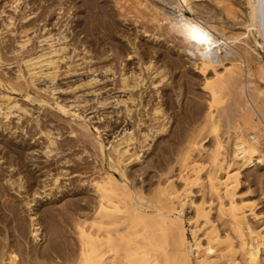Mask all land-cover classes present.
<instances>
[{
  "label": "bare ground",
  "instance_id": "6f19581e",
  "mask_svg": "<svg viewBox=\"0 0 264 264\" xmlns=\"http://www.w3.org/2000/svg\"><path fill=\"white\" fill-rule=\"evenodd\" d=\"M36 1L34 0V2H36ZM58 1H61V0H58ZM65 1H68V0H65ZM65 1L57 2V4L59 5L58 9L61 10V8H63L61 6L65 4ZM121 1H123V2L121 3ZM211 1L215 4H213ZM234 1L236 2L238 0H234ZM243 1L247 6V10L242 9L241 6L243 4L241 6L235 5L236 8L234 6V8H235L234 9L233 8V5H234L233 0H125V1L124 0H114V1L112 0V2L115 3V4L113 3L114 6L116 4H118V6H119L121 3L119 9L124 10V12L126 11L125 15H129L132 13L133 18L132 17L130 18V19H133V22L131 21L132 24L133 23L136 24L137 22H140L141 33H144V35H145V33H147L146 35H148V34L152 35V37H150V35H149V37L152 38L151 40H154L155 44H152L153 43L152 41H148V42H152L150 44H143L141 42H136L135 39L137 37V35H136L137 32L134 35H132L134 37L133 38L134 41H131V38H130L131 36L129 35V33H132V32H130V30H129L128 35L130 37L127 36L128 38H126L123 36L124 38H126V39H124V38L123 39L125 40V42L127 41V39L130 41V42L128 41L127 45H129L130 43H133V45H134L133 49L135 50V52L132 49L133 53L132 52L131 53L132 54L136 53L138 55L137 56L138 57V60H137L138 66L137 67L139 70L137 72L136 71L133 72V70H132L129 72L130 74H128V71H125V69L123 67V62H122L123 58L121 56L120 57L122 58V60H119L117 58L118 57L117 56L116 61H118V62L115 61V58L112 61V63H115V62L116 63H122V66H120L121 64L119 65V67H120L119 68V74L117 73V75L119 76V79L117 81L118 82L117 88L121 92L127 91L128 95L125 98H123V97L118 98L116 95V98H114V99L111 98L112 100H110V101L108 99L111 96L108 99L107 98L97 99V104L101 108L105 107V106L107 107V105L109 106L110 104H111L110 106H112V104H114L116 106H117V104L118 105L122 104L123 107L120 106V109H117L116 114L118 115L119 113H117V112L122 111L125 114V116L123 115L124 116L123 121H126L125 120L126 117H130L131 120H133L132 119L133 116L131 115V111H132L131 108L132 107H130L129 103L135 102V98L137 99V97L139 96L133 92L134 91L133 89L141 86L144 83V81L146 79H148L149 80V81H147L148 85L152 86V89L154 88V90H155V93H156L155 97L158 94H159V97L169 95L168 92L166 93V91H165L163 93L161 91L162 88H164L166 86L165 84H163L164 83L163 81L164 80H165V82H166V80L169 81L168 78L166 79V77H168L167 75L169 73H171V76L170 75L169 76L172 77V79H174L176 74L178 73L177 71H179L181 69V66L182 67L184 66L183 70H181V71H183L184 74L187 73L188 75L187 74L186 75L188 76V78H190V80H192L191 77L193 75L196 74L198 76L199 73L204 77L205 83L201 87H204V86L209 87V90L208 89H205V90H208L210 92V94H212L211 98L213 96L215 99L218 100L219 96H220L218 94H219V91L221 89L225 90L226 86H227L228 89H226V90H229L230 86H228V85H232L234 87V89H235V95L234 96L235 97L237 96L238 98H243V99H241V102L243 100V104L241 103V112H238V110H236V109L233 111H237L236 113H240V115L239 114L236 115V116L239 115V117H238V125L239 126L238 127L240 128V126H241V129L243 127L242 131L246 132V133L243 134L242 131L240 132L238 130L239 131L238 134L236 136H234L230 140V142L227 140L229 143H227V141L226 142L224 141L225 143H222L223 139L219 140L221 138H219L218 140L215 139L217 136L219 137V135L216 134L217 135L216 136L214 133L221 131V129L220 130L218 129L219 131L215 130L213 132L215 127L218 126V124H219V123L217 124L218 120L214 119V117H217L216 115H217V113H220L219 112L220 109H219V111L217 110L218 112L216 114H213L214 110L212 112L211 107L215 108V106H213L212 104L211 105L209 104V103H211V101H209L211 99L210 98V99H208V102H209L208 105L210 107L207 105V107L209 109H208V111L206 110L207 112L202 113L203 116H201L202 114L200 115V113L197 112L198 108L200 106H197L198 108L195 106L197 108V110L195 111V113L193 115L196 114L195 117H197V118L199 117V115H200V118L203 117L202 119H200L201 120L200 122H197V124L198 123L199 124L196 125V123H191L190 121L192 120V118L190 119V121L189 120L188 121H189L191 127L193 125H194L193 126L194 128H196L198 126L200 127V128L198 127V129L196 128L197 129L196 133L201 132L202 131L201 128H203V130L204 129L208 130L209 128L207 129V127L209 125L211 127H213L210 129L212 130L211 132L216 136L213 138L214 141L216 142V140H217L218 144L215 147V150H214V148H212V150H214V151H212L211 153L208 152L207 150H205L208 153H210L209 156L207 155V157L208 158L210 157L211 162H210V159L207 160V157H204L206 155L203 154V152H202L203 150L201 152L204 156L202 154H200V152H199V149L203 146L201 145V147H200L198 145V143H200L201 141L196 139L198 141V143H197V141L195 140V137H193V134H195L194 136H196V133H195L196 130L195 129H194L195 131L192 133V135H190V134L188 135L189 138L191 136V139L188 141V136H187V139H185L188 141V142L187 141L185 142V143H188L187 145L185 144L187 146V152L191 151L190 153L192 154V151L194 152V151L198 150V152L196 151V154L198 153V154L202 155L204 157V159H206L205 161H209L210 163L214 164L215 167H217V166L220 167L221 171H223V174L218 172V171H216V172L220 173L219 175H221V176L216 175L217 174L215 172L216 168H214V166H212V164H211L212 169H209L210 166H206V165H209L208 163L205 166L203 164H200L199 162L197 163V161L200 158L198 160H193L194 158L193 159L191 158L192 159L191 163L193 166L190 165L191 164L190 161H189L190 164L187 161L184 162V164L187 162L188 165L191 166V168H190L191 170L193 168L192 171L189 170V168H188L189 166L187 167L186 164L184 165L182 162L183 158L187 159V157H186L187 155L190 158V155H189L190 153L189 154L186 153L187 155L185 154L186 147L183 146V147H185L184 148L185 151L183 153V154H185V156L183 158L181 157V159H179V158L183 154L180 155V153L183 151H181V152L179 151V154H178L175 151L176 149L170 148L172 146L167 147V148L171 149L172 153H174L173 150L176 152V154H173L174 160L176 159L175 155L178 154V160L179 161L181 160L180 161V162H182L181 164L186 166V169L188 168L187 172L189 170V173L193 172V176L195 174L194 177L192 175H191L192 177L190 175H187L189 173L184 175L185 177L183 176V178H186V179L189 178V180L187 179V181H185L186 183H184V180H182L184 185L189 183V182L190 183L188 185H190V184L192 185V183H193L192 181L196 182L197 177H199V176L196 177V175H198L197 173H199V175H201L199 171L202 168H204V170H205L204 174L206 172V174H205L206 180L203 181L201 179L204 176L201 178L199 177L200 182L203 181V183L201 184L202 186L200 185V189H201L200 192H206V194H207V192H211L210 194L208 193L210 198L213 196V195L211 196L212 192L217 193L218 196L215 193H214V195H216V198L218 197V200H220L219 201L220 205H222V206L216 205L218 202V200L216 199L217 201L215 202L216 203L215 205L218 207L217 210L221 214L218 213L220 215L217 216L218 211L215 210L217 207L214 209V207L212 206L213 207L212 210L214 209L216 212V214L214 213V215H215L214 219H216V216L217 217H219V216L223 217V215H227L229 217V221H228V218H226V219L228 221L227 223H230V228H229L230 233L221 234L219 232V229L216 226V224H214L215 221L211 224L209 222H207V220L210 222H212L214 220L212 218L213 215H212V217L210 216V214H211L210 211H212V210H211V208H208L209 204H208V207L206 205H205L206 206L205 207L204 206L205 202L203 203L202 199H200V201H198V202L194 201V199L192 200V197L191 198L189 197L190 191L188 189H186L187 185H185L186 187L184 188V187H182L183 185L180 184L179 186H181V188H183V190L181 191V190H179L180 187L178 188V186H177V188H176V186H174V184L176 182L173 183L172 181L171 182L166 181L167 182L166 186L161 184L164 181V179L165 180L167 179V178H163V177L168 176V179H169V175H168V174H170L169 170L172 172V169H170L171 166L165 167L167 164H163L164 166L163 165L158 166L160 169L163 167H164V169L169 168L167 170L169 173H167V171L165 169V172L167 175L163 176V177L159 175L158 177H160V179L162 177L163 181L161 183H157L155 186L151 185L153 183V181H152V183H147L152 179L147 180V181L143 179V177L145 175L144 173H143L144 175L142 174L143 180L141 181V184L136 183L138 185V186H136L135 183H134L135 185H133V183H132L136 178L135 175H137V176H139V178H141V174L138 175V174L134 173V171L137 172V170H136L137 167L135 169L133 165L135 164V166H136L137 162H140L141 160L144 161L142 158L144 156V153L145 152L147 153V151L150 149V147H151L150 142H151V139H153L154 135L159 134V133H160L159 135H161L162 132L168 130L167 127L169 125L167 126V123H168L170 115H167L168 110L166 113L165 109H168V106L171 103V102L169 103V101H171L172 96L169 95L170 96V99L168 101L169 104L164 105V106H167V108L163 107L159 101H157L156 103L154 102V104H152L153 105L152 107L148 102H146V103H148L147 106H149V108L151 107V110H150L151 112L148 110L150 113L149 118H147L148 120L142 119V116H140V114H138L136 112L137 113V118H135L136 121L134 120V122H132V124H128V126H125V127H124L125 122L123 123L121 121L123 123V127H122L121 131L118 134L116 132V136L112 137V139L110 141L106 140L107 142H104L102 135H101V131L99 130L100 128H98V126H92L89 122L90 121L89 118H86L85 115H82V113H80L78 111L77 106L79 105V100H78L79 95L75 94V89H71L73 91V94H74L73 100L67 104H63L60 101H58L56 98V95H54L55 93L54 94L52 93V91H54L57 88L55 85L54 86L50 85L51 87H50L49 92L52 95V97L49 96V97H51L50 100H48L49 98H47L43 95L41 96L40 94H36L37 96L36 95H30V91L27 89V87L30 84L34 85L35 81L39 80V79L45 78L47 80L53 81L57 75L59 61H62L67 55L65 52V50L67 49L66 48L67 42L65 43L64 39L66 40V37L68 35L67 36L64 35V32H62L63 30L62 31L60 30L59 32L57 31V33L55 30H53L56 33V34H54L53 32H51L52 30L50 29L49 31L46 30L45 34H43V33H42L43 35L40 34L39 37L37 38L39 44L41 42L42 43L45 42V44H43V45L40 44L41 46H39V48H34L35 50L29 49V51L26 50L27 52L25 51V53H24V51H23V53L21 55L19 54L18 61L22 64V66H24L25 72L23 74H21V68L19 66H17L16 67L17 69L15 70V75H14L15 80L13 82H10V80H7L8 82H6L4 85L9 91L24 92L25 93L24 95L27 97V100L31 99L30 101H32V102L33 101L38 102V107H40V105H43V104H50L51 106H53V104H54L55 107L58 108V110H60V112H62L65 115L70 116L72 120L78 119V121H76L77 125H78V127L76 126L77 127L76 130L77 131L80 130V132H78V134L80 133L79 135H83L84 139H86V140L90 139L89 142L91 141V146H92V147L90 146V148L92 150L88 149L89 151H92V153H88L89 151L86 153L87 147H84V151H85L84 153L89 155L90 157H92L94 161L93 160H91V161H93L94 165L95 164L96 165L94 166V170H91L90 172L81 170V169H84L83 164H81V162L83 163V161H81V160L83 158H85L86 156L81 157V153H78L76 159H78L81 162L79 163L77 160L76 162L74 161L76 163V165L64 167L63 163L64 164L67 163V165H68V162L72 161L71 159H68L69 156L70 155H76L77 152L75 154H73L74 152H71L72 154H70L69 156L67 155L68 158L67 157L62 158V156H59L60 153H62L64 151V149H66V148H63L62 145H61V147H60V145H58V141H57L58 136L54 135L55 131H53L54 133H52L50 130L51 128L50 129L48 128L49 125H47L48 123H46L48 121H46V122L44 121L45 123H43V124H46V126H48V127H44V125L42 124L43 128L39 127V130H37L40 132L39 134L42 133L44 136V138H43L44 141L43 142L41 141L43 143V145L40 143L42 150H43L42 152L44 153V156H46L45 157L46 161H47V157L51 156L52 153L56 154V155L59 154L57 156L59 158L61 157L62 161H61V159L59 160L58 158H57V160L62 163L63 167L62 166L59 167L60 168L59 170H57L58 168L55 167L56 171L54 173H52L53 174L52 178L48 177V178H50L49 184H47L41 180L42 185H40V186L42 187V191L39 188H38L39 190H37V188H34V185L36 182L38 183V181L42 177L40 178L39 174L36 175V173H38V172L41 173L40 174L41 176H43V175L49 176L51 174V172H49L50 169H48V168L46 169L45 167L42 166L45 164H42L41 166L40 165L39 166L45 169L44 172L43 173L40 172L43 170L42 169L40 171L38 170L35 173L34 168H36V167L33 166L34 164L33 165L31 164V161H30L31 159H29V158L27 159V156L25 155L26 153L24 154L22 151L24 149H22L21 147H23V148L26 147L24 144H20L21 143L20 141H19L20 143L16 144L9 137L6 139V142L3 141L4 138L0 139V140H2V142H5L3 144L0 143L1 150L4 149V151H5V152L2 151L3 155L0 157H2V159H4L3 158L4 153H7V154L11 153L10 157H12V159L10 157H8L10 155L9 154L7 156V160L10 161L8 158H10L12 161L16 160V162H9V163L7 162L6 163V164H8L6 167V171H5V169H2L5 166H3L2 168L0 166V264H20V253H23V252H24V255L26 254V258L24 257L26 264H42V263L47 264V263H49L47 260L49 259L50 255L52 253L51 252L52 249L54 248L52 245V242L54 241L53 238L50 237L49 235L44 236V241L46 239L47 243L45 245L43 243L44 246H42V247H38V246L40 245L39 242L42 241L41 234L44 231L43 226L49 225L50 223H53V224L57 223L59 225L61 224V225H63V227H64V223L67 226L69 224H73L74 225L73 230L76 231V233L73 230L72 231L74 232V234H77L76 235L77 237L74 236V237H76L75 239H77L76 246H73V248H69L70 250L68 249V251L63 252V255H62L63 259H62L61 264H125L126 260H127L128 264H131L132 259L134 260V264H159V263H161V264H264V224H261V222H260L261 225L253 226V225H251V223L248 219V217H249L248 215H250L251 218L254 220L259 221V219L260 220H261V218L263 219L264 210H261L259 212H255V211H253L254 210L253 208H255L254 206H257V205H255L257 203L254 202L255 203V204H253L254 206L252 204L246 203V199L248 200L246 195L249 192L251 194H252V192L254 193V189L256 188V187L254 188V186H253V180H254L253 177H255L256 175L253 174V176H252V174H251L250 175L251 177H248L249 176V174H248L246 176V177H248V178H246L247 181H244L246 179L243 180V177L245 176L243 173H245L247 171L251 172L249 169L254 168L255 170L260 169L261 172L264 171L263 170L264 169V152H263L264 149L263 148L260 149L262 146L261 147L259 146L260 142H261L260 135L261 134L264 135V90H263V88H262V90H259L258 89L259 87L258 88L256 87V85L257 84L259 85V83L264 84V0H243ZM18 2H19V0H7L4 3L6 4L7 7L12 8L13 11H15L18 7V5H17ZM69 2L70 3L68 4V6H66V7H68V11L73 9V7H75V9L78 7L79 12L84 13V15L82 14V16L78 15V17H77L78 19L75 22V24H76L75 26L79 27L80 30L79 29L78 30L80 32L83 30L89 31L92 34V36L94 35L96 37V39H95L96 41L98 39H100V37H102V36H99L100 32H102L101 29L102 30L105 29V30H107V32L109 31L108 35L111 33L115 35L113 25L115 24L116 21H114V18H113L114 14L112 13L111 8L109 7V2L107 0H69ZM211 3L213 5H211ZM238 3H241V0H239ZM51 4L54 5L53 3H51ZM51 4H49V5H51ZM118 6H115V7L118 8ZM220 6L223 7V9L221 11L219 10ZM217 7H218V9H217ZM113 9H115V8H113ZM236 10L238 11V13H236L237 12ZM115 11H119V10L115 9ZM1 12H4V10H1L0 13ZM42 12H44V11L42 10ZM79 12H77V13H79ZM25 13H26V11H25ZM25 13L21 14V19L27 18L28 12L26 14ZM120 13L122 14V11L119 12V14ZM186 13H188V15ZM73 16H74V14H73ZM118 17H123V16L119 15ZM12 18H13L12 15H7L6 19L8 20V22L5 23V25L7 24L10 26L13 23ZM115 18H117V15L115 16ZM19 19H20V17H19ZM96 20H98V21H96ZM128 20H129V18H128ZM74 21H75V19H74ZM71 22H73V21L71 20ZM124 22L122 21V23H124ZM118 24H120V23H118ZM127 24H128V22H127ZM26 25L27 24H24L25 27H26ZM53 25H55V24H53ZM59 25H61V24H59ZM44 26L45 25H43V28H44ZM118 28H120V27H118ZM126 28H128V27H126ZM126 28H124V29H126ZM28 29H32V28L30 27ZM56 29H58V28H56ZM63 29H65V28H63ZM129 29H131V28L129 27ZM136 29H138V28H136ZM21 30L19 31L20 32L19 33L20 36H18L19 39L16 40V42L18 44L17 45L18 49H24V47L27 45V43H29L31 41L30 33L28 32V30H23V29H21ZM126 31L128 32V29L125 30V32ZM107 32L105 31V34H107ZM116 32H117V28H116ZM148 32H150V33H148ZM102 33L104 34V32H102ZM117 34H119V32ZM86 35H88V34L86 33ZM108 35H107V37H108ZM141 36L142 35H140L139 37H141ZM149 37H148V40H149ZM89 38L94 39V37H89ZM110 38H111V36H110ZM114 38H116V37H114ZM121 38L122 37H120L118 39H121ZM86 39L89 40L88 38H86ZM104 39H106V38H104ZM113 39H112V41H113ZM82 41H83L82 43H84V40H82ZM114 41H115V39H114ZM123 41H121V42H123ZM91 42H93V41H91ZM125 42L123 44H125ZM166 43H169L168 46H166L167 45ZM84 44H87V43H84ZM103 44H105V43H103ZM81 45H79V46H81ZM100 45H101V43L99 44V46ZM114 45L115 46L117 45L116 47L120 48V45H122V44H119L117 42ZM125 45H123V46H125ZM133 45H131V46H133ZM95 46H97V45H94V47ZM111 47L109 48V50L111 49ZM125 47H127V46H125ZM82 49L84 51L83 52L84 55L81 54L82 55V58L80 57L81 60L82 59L84 60L85 58H87V60L89 59V61H90V59H92V57H90L89 55H88L89 57L85 55L87 52L89 53L90 49L88 50L87 47L85 48V46ZM125 50L126 49L124 48V50H122V51L119 50V52H117L114 49L113 52H114V55L116 56L117 53L120 54V53L124 52ZM0 51H2L1 48H0ZM115 51L117 53H115ZM129 51H130V49H129ZM129 51L127 48V52H129ZM1 54H2V52H0V68L4 64L5 65L10 64L9 62L4 61V58L1 57ZM123 54H125V53H123ZM125 55H130V53L129 54L126 53ZM2 56H3V54H2ZM104 56H105V54H104ZM107 56H105L106 58H104V59L107 60L108 59ZM115 56H113V57H115ZM122 56L124 57V55H122ZM182 56H185L186 58H188V60H191L190 62H192V64H190V65L194 66L193 68H195V70H193V71L194 72L196 71V73L195 74L193 73V75L191 77H189V75L192 74L191 73L192 71H191V69L186 68L188 65L186 64L187 62H185V60H184L185 58H183ZM97 58H101V57L98 56ZM87 60H84V62ZM119 61H121V62H119ZM87 63H88V61H87ZM102 63H103V65L101 64V67L100 66L99 67L104 68L103 70L106 73L108 71L115 72L116 71L115 69L118 66V64L116 67L112 65L115 68V69H113L111 64H109V63H108L109 65L107 63L104 64L103 61H102ZM110 63H111V61H110ZM185 64L187 65L186 67H185ZM141 65H143L142 69H144L147 72L146 76H143L141 73V70H142L140 68ZM178 68H179V70H178ZM112 69L115 71H113ZM117 71H118V68H117ZM189 72H190V74H189ZM183 73L180 72L181 75ZM182 76H183L182 78H184L183 80L187 81L185 78L186 76L185 75H182ZM170 77H169V79H170ZM176 77H178V75ZM196 79L197 78H195V80ZM198 79H199V77H198ZM1 80L2 79L0 78V83H1ZM185 81H183L181 83L182 84L184 83V85H185V83H186ZM192 81H191L192 83L191 82L190 83L193 86L194 80H192ZM197 81H199V80H197ZM201 81H202V79H201ZM176 82H178V81H176ZM196 82H195V84L197 85ZM94 83H95V79L93 77H91L89 80L85 81V83H81L80 85H81V87L86 88V87L91 86ZM159 84H161V85L163 84L165 86L162 87L163 86L162 85L161 87H159ZM169 84L171 86L173 84V82L169 83ZM174 84H175V82H174ZM180 85L181 84H179V86ZM184 85L183 86L181 85L180 87H184ZM176 86L173 88L172 87H169V88L174 89V88H176ZM260 86H262V85H260ZM144 87H146V86H144ZM186 88H187V86H186ZM232 88H230V89L232 91H234V89H232ZM246 88L248 89V91L245 90ZM187 89H189V86ZM196 89H197V87H196ZM198 89H200V88L198 87ZM164 90H166V89H164ZM174 90H176V89H174ZM180 90H182V89H180ZM180 90H179V93H180ZM194 90H195V88H194ZM194 90H188L186 92L190 93ZM202 90H204V88L200 89V91H202ZM89 91H91L92 93L95 92L92 88ZM167 91H168V89H167ZM184 91H185V89L182 91V94L184 93ZM195 91H197V90H195ZM208 91L207 92L202 91V92H205L206 94H208ZM161 92H162V94H161ZM197 92L199 94V91H197ZM202 92L200 94H203ZM221 92H223V91H221ZM227 92H228V97H230L229 96L230 90ZM153 93H154V91H153ZM153 93H152V95H153ZM169 93H170V91H169ZM171 93H173V92H171ZM189 93H185V95L189 94ZM230 93L233 94V92H230ZM119 95H121V94H119ZM113 96H115V95H113ZM184 96H183V101H185ZM223 96H225V94ZM234 96L232 95L233 99H234ZM141 97L144 98L145 96H143V94H142ZM141 97L138 98L139 101H140V99H142ZM190 97H192V96H187L186 98L189 99ZM193 97H195V96H193ZM208 97H209V95H208ZM237 97H236V99H237ZM167 99L168 98L166 96L165 100H167ZM190 99L193 100L192 98H190ZM194 99H196V98H194ZM230 99H231V97H230ZM157 100H158V98H157ZM159 100H161V99H159ZM163 100H161V101H163ZM228 100L226 99V101H223V102H226L224 105H226L227 107H228V103H229V105L230 104L233 105L232 104L233 101L231 100L232 102L230 103V102H228ZM214 101H216V100H214ZM152 102L153 101L151 100L150 103H152ZM174 102L176 103V101H174ZM239 102H240V100H239ZM138 103L139 102H137V104ZM175 103H173V104H175ZM182 103L184 105L185 102H182ZM187 103H188V100H187ZM193 103H194V100H193ZM234 103L237 104L236 106H238V102L237 103L234 102ZM140 104H142V103H140ZM50 105H47V106H50ZM145 105L146 104L144 103L143 106H145ZM175 105H177V104H175ZM190 105L191 104H189L187 106H190ZM135 106H133V107H135ZM181 106L182 105L180 104V109H178L179 106H177V109L180 111H181ZM219 106L220 105H218V108H220L222 105L220 107ZM226 106H224V107L226 108ZM174 107L175 106L173 105L172 108H174ZM191 107H188V108H191ZM224 107L221 108V112H222V109H224ZM139 108L140 107H138V109ZM141 108H143V107H141ZM185 108H186V105H185L184 109ZM188 108H186V109H188ZM135 109L137 110V108H135ZM175 109H176V107H175ZM202 109H204V108H202ZM227 109L229 110V107L226 108V111H227ZM113 110H112V112H113ZM133 110H134V108H133ZM230 110H232V109H230ZM188 111L190 112V110H188ZM188 111H186V113ZM199 111L202 112L201 110H199ZM20 112L26 113L27 108L25 106L21 105L18 102L17 98L12 96L9 92H6V91L1 92L0 93V129L1 128L7 129L10 127L8 120L6 122V119H8V118L10 119L11 115H13V116L15 115L14 118L19 120L21 118V116H23V114H21ZM38 112H39V109H38ZM114 112H115V110H114ZM193 112L194 111H192V113ZM44 113L46 114L47 112H44ZM106 113H109V112H106ZM136 113H134V114L136 115ZM183 113H184V111H183ZM234 113H233V115H235ZM171 114L174 118V115L177 113L175 112L174 114L173 113H171ZM178 114H180V112ZM221 114H224V112L220 113L219 115L221 116ZM36 115H37V113H36ZM46 115L48 116L49 114H46ZM117 115H115V116H117ZM184 115H186V114L184 113L183 116ZM193 115L190 116L187 114L186 116L189 118V116L193 117ZM226 115H228V114L226 113ZM229 115H230V113H229ZM31 116H32V114H31ZM39 116L40 115H38L37 117H39ZM183 116H182V118H183ZM186 116H184V117H186ZM220 116H219V119H220ZM222 116H224V115H222ZM32 117H36V116H32ZM119 117L120 116H118V119H119ZM224 117H223V120L226 121V123H223L224 126L230 125V124H227V123H229L228 120H226L228 117L227 118H224ZM107 118H108V115H107ZM24 119H26V118H24ZM29 119H27V120H29ZM34 119H35L36 124L39 123L38 122L39 120H36L37 118H34ZM51 119L52 118L50 117L49 122ZM176 119H178V118H175V120ZM230 119H231V116H230ZM119 120H122V119H119ZM175 120H173V121H175ZM223 120H221V123ZM3 121H5V122H3ZM51 121L55 122V120H51ZM129 121L130 120H128V122ZM185 121H186V119H185ZM30 122L34 123L33 120ZM107 122H104V123H106L107 128H109L110 126L108 127ZM114 122H116L115 119H114ZM182 122L180 120L179 123H181V124H179L180 125L179 127H182ZM234 122L232 123V125L235 124ZM27 123H28V121H27ZM111 123H113V122H111ZM176 123L173 124V126L176 125V127H177L178 124H176ZM189 123H188V125H189ZM109 124H110V122H109ZM113 124H112V126H113ZM117 124L118 123H116V125ZM186 124L187 123H184V127H186V128H180V129L184 130V131H185V129H187V133H188L193 127L190 128V127L186 126ZM223 124H222V126H223ZM225 124H227V125H225ZM50 125H53V124H50ZM195 125H196V127H195ZM219 125H221V124H219ZM232 125H230L231 127L229 126L230 128L229 127L228 128L231 129ZM236 125H237V123H236ZM15 126H16V124H14V128L13 127H10V128H13L15 130ZM36 126L38 128L39 124H37ZM36 126H35V129H37ZM40 126H41V124H40ZM119 126H116V127L121 128ZM222 126L219 128H222ZM55 127H57V126L55 125ZM114 127H115V124H114ZM187 127L190 129L188 130ZM234 127H235V125H234ZM238 127H237V129H239ZM178 128H177V130H179ZM224 128H222V129L225 130ZM228 128L226 127V129H228ZM16 129H17V126H16ZM53 129H54V127L52 128V130ZM57 129H60V128H57ZM71 129H72V126H71ZM73 129H75V127H73ZM110 129L112 130V128H110ZM72 130H70V132L73 133ZM198 130H200V131L198 132ZM249 130H254V132L251 133V132H249ZM192 131H193V129L191 130V132ZM74 132H75V130H74ZM31 134H33V133H31ZM59 134H61V133H59ZM186 134H185V138H186ZM199 134H197V136ZM165 136H167V135H165ZM12 137L14 138V136H12ZM160 138H162V137H160ZM167 138H169V137H167ZM81 139H83V138L81 137ZM81 139L79 137L76 140H81ZM262 139L264 140L263 137H262ZM13 140L15 141V139H13ZM169 140L171 141V138H169ZM84 141L85 140H81L80 142H84ZM162 141L163 140H161V143L165 144V141H163V142ZM170 141H168V142H170ZM174 141H176V140L174 139ZM66 142L67 143H65V144L67 146L68 141H66ZM89 142L86 141L85 143H89ZM157 143H159V142H157ZM59 144H61V143H59ZM78 144L80 145L82 143H78ZM171 144H173V142ZM174 144L176 146L177 143H174ZM26 145H27V143H26ZM69 145H70V142H69ZM153 145H155V144H153ZM263 145H264V143H263ZM162 146L164 148V145H162ZM167 146H169V145H167ZM178 146L180 147L182 145L179 144ZM212 147H214V146L212 145ZM61 148H63V149H61ZM71 148H72V146L70 147V149ZM207 148L208 147H206V149ZM180 149H182V147ZM184 149H182V150H184ZM202 149H204V148H202ZM152 150H153V148L151 149V151ZM155 150L158 151L157 148ZM155 150H154V154H152V155H155ZM165 150H167V149H165ZM168 151H167V153H165L166 156L168 154ZM162 152L164 153V150ZM150 153H152V152H150ZM208 153H206V154H208ZM7 154H5V157ZM156 154L158 155L159 151ZM56 155H54V156H56ZM195 155H193V157ZM28 156L30 157V154ZM148 156H149L148 158H150L151 154H149ZM164 156L165 155H163V157ZM169 156H171V155H169ZM169 156H167V158ZM196 156H195V159H196ZM158 157L162 158L161 154L158 155ZM203 157H201V158H203ZM13 158H14V160H13ZM48 158H50V157H48ZM86 158H85V160L83 159L84 162H86ZM157 158L151 157L150 159H157ZM76 159H74V160H76ZM169 159H171V158H169ZM145 160H147V159H145ZM91 161H89V162L91 163ZM158 161L159 160H156V161L154 160L152 163L150 160L151 164H155L153 169H155L157 163H159ZM162 161H160V162H162ZM167 161L168 160L163 161V162L166 163ZM176 161H177V159H176ZM3 162H5V160ZM148 162L144 163L146 165V167L151 165ZM154 162H157V163H154ZM48 163H49V161H48ZM54 163H55V161H54ZM54 163H52V164H54ZM56 163H58V162L56 161ZM47 164H46V166H48ZM141 164H143V162ZM141 164L139 165L140 168L142 167ZM159 164H162V163H159ZM204 164H205V162H204ZM0 165H2V163ZM16 165L18 166L17 172H14L15 171L14 170L11 173L9 170H13L12 168L17 167ZM31 165L34 168L29 169V167ZM35 165L38 166V164H36V163H35ZM87 165H88V163H87ZM92 165H90V166H92ZM169 165H170V162H169ZM54 166H55V164H54ZM88 166H86V167L88 168ZM8 167H9L8 171L10 174H7L5 176L6 173L3 174L2 171L7 172ZM40 167H39V169H40ZM70 167H76V168L71 169ZM149 167H151V166H149ZM158 167H156V168L158 169ZM69 168L71 169V171ZM89 168H91V167H89ZM172 168H173V165H172ZM213 169H214V174L216 173L214 176H216V177L212 176L213 174L211 171ZM217 169L219 170V168H217ZM68 170L70 172H68ZM138 170H139V168H138ZM141 170L144 172L143 168H141L140 171ZM145 170H147V169L145 168ZM148 170H149V168H148ZM260 170H258V173L260 172ZM52 171H54V170H52ZM72 171H74V172L80 171L82 173L84 172L85 174H87V172H88V173H91L92 177L89 178V176H90L89 174H88L89 176L86 175V176H82L80 178L78 177L79 178L78 179L79 186L76 185L74 189H72V190L70 189L71 191L68 190L69 192L64 190V189L61 192L62 187L60 188L59 182H61V180L59 181V178H60L59 176L60 175L66 176L68 173H71ZM140 171H138V173H140ZM158 171H160V170H158ZM160 172H162V173L156 172L155 174H157V173L163 174L164 171L161 169ZM165 172H164V174H165ZM249 172H247V173H249ZM253 172H255V171H253ZM261 172H260V174H262ZM14 173H15V175H13ZM155 174H153V175L155 176ZM147 175H145V177H147ZM153 175L148 176V179H149V177L151 178V176L153 178ZM187 176H190V177H187ZM195 177H196V179H195ZM139 178H138V180H140ZM145 179H147V178H145ZM66 180H68V179H66ZM155 180H156V178H155ZM155 180H154V182H155ZM158 180H159V178H158ZM158 180H156V181H158ZM68 181H69V183L71 182V180H68ZM135 181H137V180H135ZM173 181H175V180L173 179ZM200 182H199V184H200ZM175 185H177V184H175ZM48 186L50 188H52V187H55L56 189L60 188L61 189L60 190L61 195L54 197V198H51V196H52L51 190L48 188ZM37 187H38V185H37ZM45 187L48 188V190L45 189ZM188 188H189V186H188ZM11 189L14 190V192H16L18 197L11 195L9 193V191ZM187 190L189 191L188 193H187ZM220 190H221V192H220ZM246 192H248V193L244 195L243 193H246ZM186 193L189 194V196L186 195ZM263 193H264V191H263ZM202 194L203 193H200V197ZM236 194H238L239 196H237ZM242 194L246 198H244L242 196ZM251 194L250 195L248 194V195L252 197ZM49 195H51V196H49ZM203 195H205V194H203ZM253 197H255V196H253ZM212 199H213V197H212ZM248 201L250 202L253 200H248ZM208 202L210 203V201H208ZM59 205H61V206H59ZM186 205L190 206L191 209H194L193 213H192L193 210L192 211L190 210V212L192 214H190V215L185 214V208L189 209V208H187L188 206H186ZM246 211H248V213H246ZM67 213H69V214H67ZM200 215L204 216V218L207 217L206 222L209 223L208 225H210V228L207 225L208 228H206L207 230L204 231L205 233H203L204 238L203 237L200 238L196 233L197 228H196L195 220H196L197 216L200 217ZM185 220L188 221V225H189L188 228H186V226H185ZM192 220H194V222ZM26 222H28V226L30 228V229H28L29 230L28 232L26 230L27 229L26 228L27 226L25 225ZM262 223H264V222H262ZM228 227H229V225H228ZM70 229H72V228H70ZM188 230H189L190 236L192 237L191 240L188 238V235H187ZM61 233H62V231H61ZM27 234H29L30 236ZM68 234H70V233H68ZM25 235L32 238V239L30 238L32 240V243H33V245L31 247L30 246L26 247V245L24 243H22L23 240L22 241L20 240L21 239L20 237H23ZM70 237H72V236H70ZM201 239H202V241H201ZM27 242H28V240L26 241V244H27ZM221 246L225 247V248L223 247L225 249V251H223L224 249L222 248L223 252L222 251H219L220 253L216 252L219 249L218 247L221 248ZM65 248H63V249H65ZM53 255H57V254H53ZM158 256L160 258L159 260H161V261H159V263L157 262ZM51 257H53V256H51ZM40 259H43V260L46 259L47 262L46 263L42 262ZM53 264H55V262Z\"/></svg>",
  "mask_w": 264,
  "mask_h": 264
},
{
  "label": "rangeland",
  "instance_id": "374dc122",
  "mask_svg": "<svg viewBox=\"0 0 264 264\" xmlns=\"http://www.w3.org/2000/svg\"><path fill=\"white\" fill-rule=\"evenodd\" d=\"M7 1V0H6ZM5 0H0V11L1 10H4V12H1L0 13V48H1V50L2 51H0V52H2V54H3V56H2V54H1V57H3L4 58V61H6V62H9L10 64H4V65H2L1 66V70H0V78L2 79L1 80V83H0V93L1 92H9L12 96H14L15 98H17V100H18V102L21 104V105H23V106H25L26 108H27V112L26 113H22V112H20L21 114H23V116H21V118L19 119V120H17V119H15L14 118V116L13 115H11L10 117V119L8 118V119H6V122H7V120H8V123H9V126L10 127H13L14 128V124H16V126H17V129H16V126H15V130L13 129V128H7V129H0V139H3V141H5L6 142V139L9 137L10 139H12V141L13 142H15L16 144H18V143H20V144H24L26 147H21L22 149H24V150H22L23 151V153L27 156V159L29 158V159H31L30 161H31V164L33 165V166H35L36 168H34L32 165L29 167V169H32V168H34V170H35V173L39 170H42V171H40V172H44V168H42V167H40L42 164H45V165H42L43 167H45L46 169L48 168V169H50V171L49 172H51V174L52 173H54L55 171H56V169H55V167H57L58 169L57 170H59L60 168L59 167H63V165H64V167H69V166H74V165H76V161L78 160V159H76L77 158V154L78 153H81V157H85L86 158V162H84V160H85V158H83L81 161H83V163L81 162V161H79L78 160V162L80 163L81 162V164H83V168L85 169H81V170H83V171H88V172H90L91 170H94V166L96 165H94V163H93V158L92 157H90L89 155H87V154H85L84 152V147H87V151H86V153L89 151V150H92L91 148H90V146H91V141L89 142V140L90 139H84V136L83 135H79L78 134V132H80V130L79 131H77L76 130V128L78 127V125H77V122L76 121H78V119L76 120H72L71 119V117L70 116H68V115H65V114H63L62 112H60V110H58V108H56L55 107V105L53 104V106H51L50 104H43V105H40V107H38V102L37 101H30L29 99L27 100V97L24 95L25 93L24 92H20V91H9L6 87H5V83L6 82H8L7 80H10V82H13L15 79H14V75H15V70L17 69L16 67L17 66H19L20 68H21V74H23L24 72H25V69H24V66H22V64L18 61V57H19V54L21 55L22 53H23V51H24V53H25V51L27 50V51H29V49L31 50V49H34V48H39V46H41L40 44H45V42L44 43H40L39 44V42H38V37H39V35L41 34V35H43V34H45L46 32V30L47 31H49L50 29L52 30L51 32H53L54 34H56L57 33V31L59 32L60 30L62 31V32H64V35H68L67 37H66V40L64 39V42L67 44V49L65 50V52H66V57L62 60V61H59V63H58V71H57V75H56V78L52 81V80H47V79H39V80H36L35 81V83H34V85H32V84H30L28 87H27V89L30 91V95H36V94H40L41 96L43 95V96H45V97H47V98H49L48 100H50V98L52 97V95L50 94V87L51 86H56L57 88L54 90V91H52V93L54 94V95H56V98H57V100L58 101H60L61 103H63V104H67V103H69V102H71L72 100H73V96H74V94H73V91L71 90V89H75V94H78L79 95V105L77 106V109H78V111L80 112V113H82V115H85L86 116V118H89V122H90V124L92 125V126H98V128H100L99 130L101 131V135H102V138H103V141L104 142H107V141H110L111 139H112V137H114V136H116V132H117V134L121 131V129H122V127H123V123H124V127L125 126H128V124H132V122H134V120H135V118H137V113L138 114H140V116H142V119H144V120H146L147 118H149V111L151 110V107L153 106L152 104H154V102L156 103L157 101H159L160 102V104L163 106V107H166L167 108V106H164V105H167V104H169L170 102V105L173 107V105L176 107V109H177V106H179V108L178 109H180V104L182 105L181 106V111L180 110H178L179 112H180V114H178L179 112L175 109V107L174 108H172L170 105V107L168 106V109H165L166 110V113H167V110H168V113H167V115H170L169 116V120H168V123H167V128H168V130L167 131H164V132H162L161 133V135H159V134H156V135H154V137H153V139H151V142H150V144H151V147H150V149L147 151V153L145 154L144 153V156H143V160L145 161V162H148V163H150L151 164V162L153 163V161L155 160H159L158 162L159 163H162V164H159V163H157V162H154V163H157V165H156V167H158V166H161V165H163V164H167L165 167H170L171 166V168L170 169H172V172L169 170V172H170V174H168L169 175V179H168V176H166L167 174H166V172H165V169H166V171L169 169H167V168H165L164 169V167L163 168H161L164 172H165V174H164V172H163V174H159V173H162V172H160L161 171V169L158 167V169L155 167V169H153L154 168V166H155V164H151V165H149V166H151V167H146V165L144 164L145 162L144 161H140V162H137V164H136V166H135V164L133 165L134 166V168L136 169V167H137V172L136 171H134V173L135 174H138V175H140L141 174V178H139V176H137V175H135V177L137 178H139L140 180H138V178L136 179L135 178V180H137V181H133L132 183H133V185H135L136 183L138 184H141V181L144 179V180H150V179H152V180H150L149 182H147V183H152V181H153V183L151 184L152 186H155L157 183H161L163 180V178H167L166 180L164 179V181L161 183V184H163V185H165L166 186V184H167V182L166 181H172L173 183H175V184H177V185H175L174 184V186H176V188H177V186H178V188H179V190H183V188H181V186H179L180 184H182L183 186L182 187H186L185 185H187V187H186V189H188L187 190V193L189 192V194H190V196H189V194H187L186 193V195H188L190 198L192 197V200L194 199V201H200V199H202L203 200V203L205 202V204H204V206L206 205L207 207H208V204H209V207L208 208H211V210H212V208L214 207V209L219 205V206H222V205H220V200H218V197L216 198V195H217V193H215L216 195H214V193L212 192V194H211V196L213 197V199H212V197L210 198V196H209V194L211 193V192H207V194H206V192H200L201 191V189H200V185L203 183V181H205L206 180V172H205V174H204V168H202L199 172H200V174L201 175H199V173H197L198 175H196V177L197 176H199L200 178L201 177H203V178H201L203 181H201L200 182V178L199 177H197V181L196 182H194V181H192L193 183H192V185L190 186V185H188L189 183H187V184H183V181L182 180H184V183H186L185 181H187V179L189 180V178H183V176L184 175H186L187 173H189V170H191L190 168H191V166H193L192 165V159L193 160H198L199 158L201 159H199L198 161H197V163L199 162L200 164H203L204 166L208 163L209 165H206V166H210L209 167V169H212L211 168V164L212 163H210L211 162V159H210V157L208 158L207 157V155L209 156V154L212 152V151H214L215 150V147L217 146V144H218V142H217V140L219 139V138H221V139H219V140H222V143H225L227 140L230 142V140L234 137V136H236L237 134H238V132L240 131H242L243 130V127H242V129H241V126H240V128L238 127L239 125H238V117H239V115H240V113H236L237 111H233V110H238V112H241V103L243 104V100H242V102H241V99H243V98H238L237 96V99H236V97L234 96L235 95V89H234V87L232 86V85H228V86H230L229 87V90H230V92H233V94L232 93H230L229 92V96L231 97V99H230V97H228V92L227 91H229V90H226V89H228V87L226 86V89L225 90H223V89H221L220 91H219V94L218 95H220L219 96V99L217 100V99H215L213 96H212V98H211V95L212 94H210V92L208 91L209 90V87H201V86H203V84L205 83V79H204V77L199 73L198 74V76L195 74L196 73V71L194 72L193 70H195V68H193L194 66H192V65H190V64H192V62H190L191 60H188V58H186L185 56H182L183 58H185L184 60H185V62H187L186 64L188 65H186L185 64V67L187 68V69H191V75H189V77H191L192 75H193V73L195 74V75H193L192 77H191V79L192 80H194V84H195V82L197 81V80H199V81H197L196 83H197V85L195 86L194 84H193V86H192V80H190V78H188V74L187 73H183V71H181V70H183V67L181 66V69L179 70V68H178V70L179 71H177L178 73L176 74V76L178 75V77H176L175 76V80L176 81H178V82H176L174 79H172V77H170L171 76V73H169L167 76L168 77H166V79L168 78V80L169 81H167L166 80V82H165V80L163 81L164 83L163 84H165V85H161V84H159V87H164V88H162V92L164 93L165 91H166V93L168 92V94L170 95V96H172L171 97V101H169V99H170V96L169 95H165V96H160L159 97V94L156 96L157 98H158V100H157V98L155 97V95H156V93H155V90H154V88L152 89V86H150V85H148V83H147V81H149L148 79H146L145 81H144V83L141 85V86H139V87H137V88H134L133 90V92L134 93H136V95H139L138 97H137V99L138 98H140L141 96H142V94H143V96H145L144 98H142V99H140V101H139V99L137 100L136 98H135V102H132V103H129L130 104V107H132L131 109H132V111H131V115L133 116L132 117V119L133 120H131V118L130 117H126L125 118V120L126 121H123L124 120V116H125V114L122 112V111H120V112H117V113H119L118 115L116 114V111H117V109H120V106L121 107H123V105L122 104H117V106L116 105H114V104H112V106H108L107 105V107L105 106V107H100V106H98V104H97V99H100V98H102V99H104V98H109L110 96V98L108 99L109 101L110 100H112L111 98H116V95H117V97L118 98H120V97H123V98H125L128 94H127V91H125V92H121L118 88H117V86H118V79H119V76L117 75V73L119 74V65L120 66H122V63H116V62H118V61H116L117 60V58L119 59V60H122V58H123V60H122V62H123V67H124V69H125V71H128V74H130L129 72L130 71H132L133 70V72H137L139 69H138V65H137V60H138V55L136 54V53H134V54H132L133 53V48H134V45H133V43H130L129 45H127V43H128V39H127V41L125 42V40L124 39H126V38H128V37H130L131 38V41H134V37L132 36V35H134L136 32V35H137V37H136V42H141V43H143V44H150V43H152V44H155L154 43V40H151L152 38H150V37H152V35H150V34H148V35H146L147 33H145V35H144V33H141V31H140V22H137L136 24H132V22H133V19H130L131 17L133 18V15H132V13L131 14H129V15H125L126 14V11L124 12V10H121V9H119V7H120V5H121V3L123 2V1H121V3H120V5L118 6V4H116L115 6H118V8H116L115 6H114V2H112V0H107L108 2H109V7L111 8V11H112V13L114 14V21H116L115 22V24L113 25L114 27H113V29H114V31H115V35L114 34H109L108 35V32H107V30H105V29H101V31L102 32H104V34L102 33V32H100V35L99 36H102V37H100V39H98L97 41L95 40L96 39V37L93 35L92 36V34L89 32V31H85V30H83V31H79L80 29H79V27H77V26H75L76 24H75V22H76V20L78 19L77 17H78V15L80 16H82V14L84 15V13L82 12H79V9H78V7L75 9V7H73V9H71V10H69L68 11V7H66V6H68V4L70 3L69 2V0L68 1H65V0H61V1H58V0H35L36 2H34V0L32 1V0H19V2L17 3V5H18V7H17V9L15 10V11H13V9L12 8H9V7H7L6 6V4L4 3V2H6ZM39 1V2H38ZM62 1H65V4L64 5H62L61 7H63V8H61V10L60 9H58V7H59V5L57 4V2H62ZM114 1V0H113ZM125 1V0H124ZM56 2V3H55ZM212 2V1H211ZM235 1L233 0V8H234V6L236 5V6H241L242 4V9L243 10H247V6H246V4L244 3V1L243 0H241V3H238L239 2V0L238 1H236L235 3H234ZM51 3H55L54 5H52ZM64 3V2H63ZM62 3V4H63ZM112 5H111V4ZM114 3V4H113ZM213 3V2H212ZM211 3V5H213V4H215V3H213L212 4ZM237 3V4H236ZM49 4H51V5H49ZM49 5V6H48ZM220 5V4H219ZM222 6V5H221ZM219 7V10L221 11L222 9H223V7ZM236 6H235V8H236ZM67 8V9H66ZM113 8H115V9H117V10H119V11H115V9H113ZM234 8V9H235ZM78 9V10H77ZM217 9H218V7H217ZM28 10V11H27ZM42 10L44 11V12H42ZM59 10V11H58ZM66 10V11H65ZM73 10V11H72ZM122 11V14L120 13L119 14V12H121ZM24 11V12H23ZM25 11H26V13L28 12V16H27V18H24V19H21V14H24L25 13ZM31 11V12H30ZM68 11V12H67ZM237 11V10H236ZM235 11V12H236ZM22 12V13H21ZM33 12V13H32ZM70 12V13H69ZM73 12V13H72ZM77 12H79V13H77ZM25 13V14H26ZM77 13V14H76ZM81 13V14H80ZM236 13H238V11L236 12ZM73 14H74V16H73ZM187 15H188V13H186ZM7 15H12L13 16V18H12V21H13V23L9 26V25H5V23H7L8 22V20L6 19V16ZM117 15V18H115V16ZM123 16V17H118V16ZM125 15V16H124ZM132 15V16H131ZM128 16V17H127ZM19 17H20V19H19ZM38 17V18H37ZM72 17V18H71ZM121 18V19H120ZM123 18V19H122ZM128 18H129V20H128ZM74 19H75V21H74ZM104 19V18H103ZM118 19V20H117ZM125 19V20H124ZM71 20L73 21V22H71ZM120 20V21H119ZM230 20V19H229ZM96 21H98V20H96ZM122 21L124 22V23H122ZM130 21V22H129ZM132 21V22H131ZM57 24H56V23ZM120 23V24H118V23ZM127 22H128V24H127ZM29 23V24H28ZM122 23V24H121ZM132 25H131V24ZM24 24H27L26 25V27L24 26ZM53 24H55V25H53ZM59 24H61V25H59ZM43 25H45L44 26V28H43ZM74 25V26H73ZM119 25V26H118ZM139 25V26H138ZM136 26V27H135ZM23 27V28H22ZM32 28V29H28V28ZM118 27H120V28H118ZM126 27H128V28H126ZM129 27L131 28V29H129ZM136 29V28H138V29H134V28ZM56 28H58V29H56ZM61 28V29H60ZM63 28H65V29H63ZM116 28H117V32H116ZM123 28V29H122ZM124 28H126V29H124ZM21 29H23V30H28V32L30 33V37H31V41L29 42V43H27V45L24 47V49H18L17 47V42H16V40L17 39H19V37L18 36H20V30ZM79 29V30H78ZM128 29V32L126 33L125 32V30H127ZM134 29V30H133ZM53 30H55L56 31V33H55V31H53ZM123 30V31H122ZM129 30H130V32H132V33H129ZM140 32H139V31ZM22 31V30H21ZM32 31V32H31ZM35 31V32H34ZM105 31L107 32V34H105ZM122 31V32H121ZM73 32V33H72ZM80 32V33H79ZM85 32V33H84ZM119 32V34H117ZM28 33V34H29ZM32 33V34H31ZM43 33V34H42ZM86 33L88 34V35H86ZM123 33V34H122ZM128 33H129V35H128ZM140 33V34H139ZM148 33H150V32H148ZM19 34V35H18ZM127 34V35H126ZM38 35V36H37ZM58 35V34H57ZM56 35V36H57ZM107 35H108V37H107ZM114 35V36H113ZM140 35H142L141 37H139ZM149 35H150V37H149ZM87 36V37H86ZM110 36H111V38H110ZM126 37V38H124V37ZM128 36V37H127ZM89 37H94V39H92V38H89ZM114 37H116V38H114ZM120 37H122L121 39H118V38H120ZM148 37H149V40H148ZM86 38H88L89 40H87ZM104 38H106V39H104ZM115 39V41H114V39ZM124 38V39H123ZM129 38V39H130ZM104 39V40H103ZM112 39H113V41L115 42V43H119V44H122V45H120V48H118V47H116L114 44V42L112 41ZM138 39V40H137ZM82 40H84V43H87V44H84V43H82L83 41ZM86 40V41H85ZM118 40V41H117ZM124 40V41H123ZM141 40V41H140ZM91 41H93V42H91ZM121 41H123V42H121ZM143 41V42H142ZM147 41V42H146ZM148 41H152V42H148ZM70 42V43H69ZM81 42V43H80ZM91 44H90V43ZM101 43V45L103 44V43H105V44H103L102 46L100 45L99 46V44ZM109 42V43H108ZM125 42V44H123ZM130 42V41H129ZM73 43V44H72ZM93 43V44H92ZM108 43V44H107ZM111 43V44H110ZM114 43V44H113ZM82 44V45H81ZM107 44V45H106ZM167 44V45H166ZM165 45L166 46H168V44L169 43H166ZM79 45H81V46H79ZM94 45H97V46H95L94 47ZM111 47V49L109 50V46ZM123 45H125V46H127V47H125V46H123ZM131 45H133V46H131ZM38 46V47H37ZM85 46V48L87 47V49L89 50V53L87 52L85 55L86 56H90V57H92V59H90V61H89V59L87 60V58H85L84 60H87L88 61V63H87V61H85L84 62V60L82 59L81 60V58H82V55H84L83 54V47ZM74 47V48H73ZM81 47V48H80ZM98 47V48H97ZM122 47V48H121ZM132 47V48H131ZM73 48V49H72ZM124 48L126 49L124 52H122V53H117V52H119V50H124ZM127 48H128V51H129V49H130V51L129 52H127ZM18 49V50H17ZM113 49V50H112ZM114 49L117 51H115V53H117L116 54V56L114 55ZM133 49V50H132ZM35 50V49H34ZM74 50V51H73ZM26 51V52H27ZM82 51V52H81ZM104 51V52H103ZM80 52V53H79ZM132 52V53H131ZM134 52H135V50H134ZM105 54V56H107V60L106 59H104V58H106L105 56H104V54ZM123 53H130V55H125V54H123ZM80 54V55H79ZM82 54V55H81ZM119 54V55H118ZM122 55H124V57L122 56ZM88 56V57H89ZM101 57V58H97V57ZM113 56H115V57H113ZM118 56V57H117ZM122 58H121V57ZM81 57V58H80ZM113 57V58H112ZM117 57V58H116ZM114 58H115V63H112V61L114 60ZM121 58V59H120ZM103 59V60H102ZM125 59V60H124ZM187 59V60H186ZM18 61V62H17ZM102 61L104 62V64L105 63H109V64H111V66L113 65V66H117V64H118V66L116 67V69L113 67V69H115L116 71H117V68H118V71L116 72L115 70H113V71H115V72H110V71H108L107 73L106 72H104V68H100L101 67V64L103 65V63H102ZM110 61H111V63H110ZM119 62H121V61H119ZM189 62V63H188ZM20 63V64H19ZM108 64V65H109ZM125 65V66H124ZM190 65V66H189ZM100 66V67H99ZM143 65H141V69L143 68L142 67ZM128 68V69H127ZM131 70H130V69ZM133 68V69H132ZM97 69V70H96ZM185 69V68H184ZM94 70V71H93ZM104 72V73H103ZM180 72L181 73H183L182 75H185L184 77L186 78V80L187 81H185V80H183L184 78H182L183 76L180 74ZM190 72H189V74H190ZM141 73H142V75L143 76H146L147 74V72L144 70V69H142L141 70ZM198 73V72H197ZM187 74V75H186ZM170 75V76H169ZM180 75V76H179ZM200 75V76H199ZM107 76V77H106ZM195 76V77H194ZM91 77H93L94 79H95V83L94 84H92L91 86H89V87H86V88H83V87H81V83H85V81H87V80H89ZM169 77H170V79H169ZM198 77H199V79H198ZM195 78H197L196 80H195ZM173 81H172V80ZM201 79H202V81H201ZM189 80V81H188ZM171 81V82H170ZM183 81H185L186 83H185V85H184V83L182 84L181 82H183ZM192 81V82H191ZM201 81V82H200ZM172 83L173 82V84H174V82H175V84L172 86H170V84L169 83ZM189 82V83H188ZM191 82V83H190ZM199 82V83H198ZM167 83V84H166ZM177 83V84H176ZM179 84H181L182 86L184 85V87H180L179 86ZM191 86H190V85ZM51 85V86H50ZM177 85V86H176ZM260 85H262V86H260ZM47 86V87H46ZM144 86H146V87H144ZM148 86V87H147ZM176 86V88H174V89H176V90H174V89H172L173 87H175ZM186 86H187V88H188V86H189V89H187L186 88ZM233 88H232V87ZM7 89H5V88ZM169 87H172L171 89L169 88ZM179 87V88H178ZM191 87V88H190ZM195 88V90H197V91H199V94H198V92L197 91H195L194 90V88ZM196 87H197V89H196ZM198 87L200 88V89H203L204 88V90H202V91H205V92H207L208 91V94H206L205 92H202V91H200V89H198ZM256 87L259 89V90H262V88H263V90H264V84H261V83H259V85L257 84L256 85ZM261 87V88H260ZM92 88L95 92L94 93H92L91 91H89L90 89ZM193 88V89H192ZM230 88H232V89H234V91H232ZM161 89V88H160ZM159 89V90H160ZM164 89H166V90H164ZM167 89H168V91H167ZM178 89V90H177ZM180 89H182V90H180ZM185 89V91H184V93L182 94V91ZM187 89V90H186ZM205 89H208V90H205ZM164 90V91H163ZM172 90V91H171ZM179 90H180V93H179ZM188 90H194V91H192V92H186V91H188ZM246 91H248V89L246 88L245 89ZM153 91H154V93H153ZM169 91H170V93L171 92H173V93H169ZM221 91H223V92H221ZM162 92H161V94H162ZM195 92V93H194ZM203 93V94H200V93ZM130 93V92H129ZM141 95H140V94ZM152 93H153V95H152ZM185 93H189V94H186L185 95ZM205 93V94H204ZM227 93V94H226ZM119 94H121V95H119ZM160 94V95H161ZM191 94V95H190ZM195 94V95H194ZM197 94V95H196ZM225 94V96H223ZM113 95H115V96H113ZM123 95V96H122ZM185 95V96H184ZM208 95H209V97H208ZM232 95L234 96V99H233V97H232ZM37 96V95H36ZM49 96H51V97H49ZM166 96H167V100H165V98H166ZM183 96H184V99H185V101H183ZM187 96H192V97H190V98H192L193 100H194V103H193V100H191L190 98L189 99H187L186 97ZM193 96H195V97H193ZM223 96V97H222ZM149 99H147V98ZM155 97V98H154ZM218 97V96H217ZM216 97V98H217ZM194 98H196V99H194ZM211 98V99H210ZM222 98V99H221ZM145 101H144V100ZM159 99H161V100H163V101H161V100H159ZM208 99H210L209 101H211V103H209L208 102ZM216 100V101H214V100ZM226 99L228 100V102H232L233 101V105H229V103H228V107H229V110L227 109V111H226V108H228L226 105H224L226 102H223V101H226ZM233 99V100H232ZM237 101H236V100ZM240 100V102H239V100ZM147 100V101H146ZM151 100L153 101L152 103H150L151 102ZM176 101V103L174 102V101ZM187 100H188V103L189 104H191L190 106H187V105H189L188 103H187ZM196 100V101H195ZM232 100V101H231ZM168 101H169V103H168ZM190 101V102H189ZM137 102H139L138 104H137ZM146 104L145 106H143V104L144 103ZM146 102H148L150 105H151V107L149 108V106H147L148 105V103H146ZM165 102V103H164ZM175 103V104H177V105H175V104H173V103ZM182 102H185L184 103V105H183V103ZM216 104H215V103ZM234 102H238V106H236L237 104H235ZM140 103H142V104H140ZM179 103V104H178ZM208 103L211 105H213V106H215V108L214 107H211V110H212V112H213V110H214V112H213V114H216L218 111H219V109H220V113H223L224 112V114H221V116L219 115L220 113H217V117H214V119H216V120H218L217 121V124L219 123V124H221V125H219L218 124V126H216L215 127V129L213 130V132L216 130H220L221 129V131H219V132H216V133H214L215 135L217 134V135H219V137L217 136H215L211 131V129L210 128H213V127H211L210 125V127L208 126L207 127V129L208 130H206V129H204L203 130V128H201L202 129V131L201 132H199L200 130H198V132L200 133H196L197 132V129H198V127H196V125H198L197 124V122H200L201 120L200 119H202L203 117H201L200 118V115L204 112H207L208 111V107H207V105H208ZM220 103V104H219ZM173 104V105H172ZM240 104V105H239ZM46 105V106H45ZM47 105H50V106H47ZM136 105V106H135ZM140 105V106H139ZM142 105V106H141ZM185 105H186V108H188V107H191V108H188V109H184V107H185ZM218 105H222L220 108H218ZM226 106V108L224 107V106ZM133 106H135V107H133ZM147 106V107H146ZM197 106H200L199 108H198V111L197 112H199L200 113V115H199V117L197 118V117H195V115H193L194 113H195V111L197 110V108L196 107ZM209 106V105H208ZM138 107H140L139 109H138ZM141 107H143V108H141ZM210 107V106H209ZM222 107H224V109H222V112H221V108ZM231 107V108H230ZM133 108H134V110H133ZM135 108H137V110L135 109ZM148 108V109H147ZM195 108V109H194ZM202 108H204V109H202ZM214 108V109H213ZM30 111H29V110ZM38 109H39V112H38ZM115 110V112H114V110ZM172 109V110H171ZM230 109H232V110H230ZM112 110H113V112H112ZM149 110V111H148ZM171 110V111H170ZM188 111V110H190V112L188 113H186V111ZM199 110H201L202 112H200ZM207 110V111H206ZM218 110V111H217ZM29 111V112H28ZM109 112V113H106V112ZM148 113H147V112ZM174 111V112H173ZM183 111H184V113L187 115H190V116H192L193 115V117H190L189 116V118L186 116V115H184V116H186V117H184L183 116ZM192 111H194L193 113H192ZM232 113H231V112ZM44 112H47L46 114H49L48 116L44 113ZM137 112V113H136ZM151 112V111H150ZM177 113V114H175L174 115V118H173V116H172V114L171 113ZM182 112V113H181ZM235 112V113H234ZM36 113H37V115H36ZM44 113V114H43ZM123 113V114H122ZM134 113H136V115L134 114ZM170 113V114H169ZM192 113V114H191ZM226 113L228 114V115H226ZM229 113H230V115H229ZM233 113L235 114V115H233ZM31 114H32V116H36V117H32L31 116ZM43 114V115H42ZM108 115V118H107V115ZM110 114V115H109ZM134 114V115H133ZM237 114H239L238 116H236ZM38 115H40L39 117H37ZM115 115H117V116H115ZM124 115V116H123ZM178 117H177V116ZM222 115H224V116H222ZM30 116V117H29ZM45 116V117H44ZM47 116V117H46ZM105 116V117H104ZM118 116H120L119 117V119H122V120H119L118 119ZM182 116H183V118H182ZM201 116H203V114L201 115ZM215 116V115H214ZM219 116H220V119L221 120H223V117L224 118H227L226 120H228V122L229 123H227V124H230V125H232V123L234 122L235 124V127H234V125H232V128L231 129H229L231 126L230 125H227V124H225V125H227V126H224V124L223 123H226V121L225 120H223L222 121V123H221V120L219 119ZM230 116H231V119H230ZM30 119H29V118ZM50 117L52 118L51 120H55V122L54 121H51L50 120V122H49V119H50ZM110 117V118H109ZM116 117V118H115ZM171 117V118H170ZM180 117V118H179ZM195 117V118H194ZM235 117V118H234ZM24 118H26V119H24ZM34 118H37L36 120H39L38 122L39 123H37V124H39V126H38V128H37V124H36V122H35V119ZM49 118V119H48ZM54 118V119H53ZM175 118H178V119H176L175 120ZM183 120H182V119ZM192 118V120L190 121V119ZM195 120H194V119ZM237 118V119H236ZM27 119H29V120H27ZM34 121V123L33 122H30V121H32V120ZM46 119V120H45ZM48 119V120H47ZM114 119H115V121L116 122H114ZM175 120V121H173V120ZM185 119H186V121H185ZM235 119V120H234ZM26 120V121H25ZM128 120H130L129 122H128ZM148 120V119H147ZM180 120H181V122H182V127H179L180 125L179 124H181V123H179L180 122ZM191 122V123H196V125H195V127L197 128H194L193 126V128L191 127V125H190V123H189V121ZM194 120V121H193ZM232 120V121H231ZM27 121H28V123H27ZM46 121H48V122H46V123H48L47 125H49V127L48 126H46V124H43V123H45ZM108 121V122H107ZM123 123H122V122ZM136 121V120H135ZM178 121V122H177ZM188 121V122H187ZM3 122H5V121H3ZM55 124H54V123ZM104 122H107V125H108V127L109 128H107V126H106V123H104ZM109 122H110V124H109ZM111 122H113L114 124H115V127H114V124L113 123H111ZM120 122V123H119ZM170 122V123H169ZM177 122V123H176ZM53 124V125H50V124ZM76 123V124H75ZM116 123H118L117 125H116ZM178 124L177 125V127H176V125H174L173 126V124ZM184 123H187L186 124V126H188V127H190V128H192L193 129V131L191 132V130L187 133V129H185V131L184 130H181L180 128H186V127H184ZM188 123H189V125H188ZM236 123H237V125H236ZM13 124V125H12ZM35 124V125H34ZM40 124H41V126H40ZM44 125V127H48L50 130H51V132L52 133H54L53 131H55V133H54V135H57L58 136V138H57V141H58V145H60V147H61V145H62V147L63 148H66V149H64V151L62 152V153H60V155L59 154H57V155H59V156H62V158L63 157H67L68 158V156L70 155V154H72L71 152H74L73 154H75L76 152V155H70L69 156V158L68 159H71L72 161L71 162H68V165H67V163L66 164H64L63 163V165H62V163L60 162V161H58L57 160V158L60 160L61 159V157L59 158L56 154H53L52 153V157L51 156H48V157H50V158H48L47 157V161H46V156H44V153L42 152L43 150H42V147H41V144L43 145V141H44V136H43V134L41 133V134H39L40 132L39 131H37V130H39V127L40 128H43L42 126ZM105 124V125H104ZM112 124H113V126H112ZM126 124V125H125ZM222 124H223V126L225 127H223L222 126ZM55 125L57 126V127H55ZM120 125V126H119ZM35 126H36V128L37 129H35ZM71 126H72V129H73V127H75V129H71ZM77 126V127H76ZM116 126H119V127H121V128H118V127H116ZM222 126V128H224L225 130H223L222 128H219V127H221ZM230 126V127H229ZM54 127V129L52 130V128ZM103 127V128H102ZM114 127V128H113ZM179 127V128H178ZM187 127V128H188ZM203 127V126H202ZM226 127L228 128V129H226ZM234 127V128H233ZM237 127L239 128V129H237ZM57 128H60V129H57ZM102 128V129H101ZM105 128V129H104ZM110 128H112V130L110 129ZM118 130H117V129ZM177 128L180 130H177ZM190 128H188V130L190 129ZM200 128V127H199ZM79 129V128H78ZM196 131H195V130ZM241 129V130H240ZM57 130V131H56ZM70 130H72L73 131V133L72 132H70ZM74 130H75V132H74ZM239 130V131H238ZM60 131V132H59ZM183 131V132H182ZM195 131V133H196V136H194L195 134H193V137H195V140L197 139V140H200L201 142L200 143H198V141H197V143H198V145L201 147V145L203 146V147H201L200 149H199V152H200V154H202V152H203V154L204 155H206V156H204L203 154V156L204 157H207V160L208 159H210V162L209 161H205L206 159H204V157L202 156V155H200V154H196V151L198 152V150H196V151H192V154L190 153V152H187V144L188 143H185L187 140H185V139H187V136L190 134V135H192V133ZM245 131V130H244ZM61 133V134H59V133ZM115 132V133H114ZM249 132H251V133H253L254 132V130H249ZM256 132V131H255ZM31 133H33V134H31ZM37 133V134H36ZM187 133V134H186ZM219 133V134H218ZM242 133L244 134V133H246V132H243L242 131ZM185 134H186V138H185ZM197 134H199L198 136H197ZM34 135V136H33ZM61 135V136H60ZM164 135V136H163ZM165 135H167V136H165ZM214 135V136H213ZM263 134H261L260 135V139H261V142H260V149H264V145H263V143H264V140L262 139V137L264 138V135L262 136ZM12 136H14V138L12 137ZM30 136V137H29ZM32 136V137H31ZM77 136V137H76ZM80 137V139H81V137L83 138V139H81V140H85L84 142H80L81 140H76V139H78L79 137ZM184 138H183V137ZM232 136V137H231ZM262 136V137H261ZM12 137V138H11ZM42 137V138H41ZM160 137H162V138H160ZM167 137H169V138H171V141L169 140V138H167ZM192 137V138H193ZM214 137H216L215 139H217L216 140V142L214 141ZM106 138V139H105ZM167 138V139H166ZM183 138V139H182ZM13 139H15V141L13 140ZM174 139L177 141H174ZM191 139V136H190V138H189V136H188V141ZM107 140V141H106ZM153 140V141H152ZM161 140H163V141H165V144L164 143H161ZM167 140V141H166ZM20 141V142H19ZM42 141V142H41ZM66 141H68V144H67V146H66V144L65 143H67ZM77 141V142H76ZM79 141V142H78ZM86 141H88L89 143H85ZM162 141V142H163ZM168 141H170L171 143L173 142V144H171L170 142H168ZM184 141V142H183ZM187 141V142H188ZM225 141V142H224ZM227 141V143H229ZM5 142H2V140H0V143L1 144H3V143H5ZM24 142V143H23ZM69 142H70V145L72 146V148L70 149V145H69ZM157 142H159V143H156ZM179 142V143H178ZM26 143H27V145H26ZM41 143V144H40ZM59 143H61V144H59ZM78 143H82V144H78ZM170 143V144H169ZM174 143H177L176 144V146H175V144ZM214 143V144H213ZM262 143V144H261ZM153 144H155V145H153ZM164 145V148L165 149H167V150H165L164 148H163V146L162 145ZM182 145V146H178V145ZM186 144V145H185ZM29 145V146H28ZM69 145V146H68ZM82 145V146H81ZM85 145V146H84ZM87 145V146H86ZM159 145V146H158ZM167 145H169V146H167ZM212 145L214 146V147H212ZM225 145V144H224ZM153 146V147H152ZM155 146V147H154ZM158 146V147H157ZM166 146V147H165ZM170 146H172V147H170ZM183 146H185L186 147V152H185V154L186 153H190L189 155H190V158H189V156L187 155L186 157H187V159H184L183 157L185 156V154H183L184 153V151H185V147H183ZM82 147V148H81ZM92 147V146H91ZM167 147H170L171 149H176L175 151L179 154V151L181 152V151H183V152H181L180 153V155L181 154H183L182 156H180V158L179 159H181V157L183 158L182 159V162H183V164H184V162L185 161H187L188 163H189V161H190V165H188V163L186 162L185 164H186V166L189 168V170H188V172H187V169H186V166H184V165H182L181 163L182 162H180L179 160H178V154L177 155H175V158L177 159V161H176V159L174 160L173 158H174V155L173 154H176V152L173 150V152L174 153H172V151H171V149L170 148H167ZM174 147V148H173ZM182 147V149H184V150H182V149H180ZM206 147H208L207 149H206ZM210 147V148H209ZM28 150H27V149ZM63 148H61V149H63ZM69 148V149H68ZM153 148V150L151 151V149ZM157 148V150L159 151V154L158 155H160L161 154V156H162V158L164 159H162V158H159L158 157V155L156 154L158 151H156L155 149ZM202 148H204V149H202ZM212 148H214V150H212ZM86 149V148H85ZM89 149V150H88ZM163 151L164 150V153L161 151V150ZM170 149V150H169ZM179 149V150H178ZM0 150H1V145H0ZM154 150H155V155H152V154H154ZM169 150V151H168ZM203 150V151H202ZM205 150H207L208 152H210V153H208L207 151H205ZM2 151H4V149H2L1 151H0V156H2L3 155V152ZM152 152V153H150V152ZM167 151H168V154H167V156H169V155H171V156H169L168 158H167V156H166V154L165 153H167ZM202 151V152H201ZM5 152V151H4ZM28 152V153H27ZM83 152V153H82ZM263 152H264V150H263ZM88 153H92V151H89ZM206 153H208V154H206ZM5 154H7V153H4V159H2V157H0V164L2 163V165H0L1 166V168L3 167V166H5L4 168H2V169H5V171H6V167H7V165L8 164H6L7 162L9 163V162H16V160H14V158H13V160L14 161H12L11 159H12V157H10L11 156V153H8L7 155H6V157H5ZM10 154V155H9ZM30 154V157L28 156V155ZM66 156H65V155ZM149 154H151V156H150V158L151 157H154V158H157V159H150V158H148L149 156ZM165 155L164 157H163V155ZM197 156H196V155ZM9 155V156H8ZM33 157H32V156ZM54 155H56V156H54ZM68 155V156H67ZM147 155V156H146ZM173 155V156H172ZM193 155H195L196 156V159H195V156L193 157ZM201 157H203V158H201ZM7 156L8 157H10V158H8L10 161H8L7 160ZM73 156V157H72ZM76 156V157H75ZM90 158H89V157ZM32 157V158H31ZM166 157V158H165ZM185 157V158H186ZM198 157V158H197ZM6 158V159H5ZM73 158V159H72ZM169 158H171V159H169ZM190 160H189V159ZM192 158V159H191ZM56 159V160H55ZM74 159H76V160H74ZM88 159V160H87ZM145 159H147V160H145ZM149 159V160H148ZM166 161V160H168L166 163H164L163 161ZM173 159V160H172ZM5 160V162H3ZM34 160V161H33ZM55 161V163H54V161ZM91 160H93V161H91ZM150 160H151V162H150ZM153 160V161H152ZM171 160V161H170ZM184 160V161H183ZM2 161V162H1ZM33 161V162H32ZM48 161H49V163H48ZM51 161V162H50ZM53 161V162H52ZM56 161L58 162V163H56ZM61 161H62V159H61ZM75 161V162H74ZM88 161V162H87ZM89 161H91V163L89 162ZM160 161H162V162H160ZM202 161V162H201ZM36 164H38V166H36L35 165V163ZM143 162V164H141ZM169 162H170V165H169ZM180 162V163H179ZM204 162H205V164H204ZM48 163V164H47ZM52 163H54L55 164V166H54V164H52ZM87 163H88V165H87ZM90 163V164H89ZM46 164L48 165V166H46ZM51 164V165H50ZM73 164V165H72ZM93 164V165H92ZM141 164V168H143L144 169V172L141 170L140 171V165ZM40 165V166H39ZM66 165V166H65ZM88 166V168L86 167V166ZM90 165H92V166H90ZM99 165V164H98ZM172 165H173V168H172ZM182 165V166H181ZM17 166V165H16ZM54 166V167H53ZM139 166V167H138ZM164 166V165H163ZM212 166H214V164H212ZM217 166V165H216ZM39 167H40V169H39ZM51 167V168H50ZM89 167H91V168H89ZM148 170V168H149V170L147 171V170H145V168ZM15 168V169H14ZM14 168H12L13 170H9L11 173L14 171V172H17V169H18V166L17 167H14ZM71 169L73 168V169H75L76 167H70ZM69 168V169H70ZM138 168H139V170H138ZM214 168H219V170L217 169H215V172L216 171H218V172H220V173H222L223 174V171H221V169H220V167L219 166H217V167H215L214 166ZM8 169H9V167L7 168V172H5V171H2L3 172V174H5V176L7 175V174H10L9 173V171H8ZM11 169V168H10ZM71 169H70V171H71ZM157 169V170H156ZM52 170H54V171H52ZM158 170H160V171H158ZM192 170H193V168H192ZM191 170V171H192ZM251 172H249V171H247V172H249V173H247V172H245V173H243L245 176L243 177V180L244 179H246V178H248V177H251L250 175L252 174V176H253V174L254 175H256L255 177H253V186H254V188L256 189H254V193L252 192V194L249 192H246V193H243L244 195L245 194H251L252 195V197L251 196H249L248 194L246 195V197L248 198V200H253V201H248L247 199H246V203L247 204H255V203H257V204H255V205H257V206H254L255 208H253L254 210L253 211H255V212H259V211H261V210H264V193H263V191H264V171H262L261 172V170L260 169H258V170H260V172L262 173V174H260V172L258 173V170H255L254 168H252V169H249ZM255 171V172H253V171ZM264 170V169H263ZM69 170H68V172H70ZM138 171H140V173H138ZM67 172V173H68ZM87 172V174H85L84 172V174L82 173V172H74V171H72L71 173H68L66 176H59L60 178H59V181L61 180V182H59L60 183V188L62 189H60V188H55V187H52V188H50L49 186H48V188L51 190V195L53 196H51V195H49V196H51V198H54V197H57V196H60L61 195V192L63 191V189L64 190H66V191H68V190H72V189H74L75 188V186L77 185V186H79V181H78V179L80 178V177H82V176H89V178L90 177H92L91 176V173H88ZM156 172H159V173H157V174H155ZM168 171H167V173H169ZM212 172V176L213 177H216V176H214L215 174H214V169L211 171ZM147 175V177H145V175ZM220 173H217L216 175L218 176ZM258 173V174H257ZM39 174V177L41 178H39L40 180L38 181V183L36 182L35 183V185H34V188H37V190H39V189H41V191H42V187L40 186V185H42L41 183H42V181H44L45 183H47V184H49V182H50V178H52V176H53V174L51 175H49V176H45V175H43V176H41L40 174L41 173H36V175H38ZM81 174V175H80ZM83 174V175H82ZM89 174V175H88ZM142 174L144 175V177L142 176ZM153 174H155V176L153 175ZM204 174V175H203ZM249 174V176L248 177H246L247 175ZM260 174V175H259ZM13 175H15V173L13 174ZM150 175H153V178H152V176H151V178L149 177V179H148V176H150ZM166 176V177H161V179H160V177H158V176ZM187 175H192L193 176V172L192 173H189V174H187ZM45 176V177H44ZM190 176H187V177H190ZM191 176V177H192ZM194 176H195V174H194ZM193 176V177H194ZM219 176H221V175H219ZM15 177V176H14ZM48 177H50V178H48ZM79 177V178H78ZM142 177H143V179H142ZM185 177V176H184ZM196 177H195V179H196ZM145 178H147V179H145ZM155 178H156V180H158V178H159V180L158 181H156L155 180ZM183 178V179H182ZM205 178V179H204ZM46 179V180H45ZM66 179H68V180H71V182L69 183V181L68 180H66ZM172 179V180H171ZM173 179L175 180V181H173ZM186 179V180H185ZM191 179V178H190ZM193 179V178H192ZM42 180V181H41ZM49 180V181H48ZM65 180V181H64ZM77 180V181H76ZM154 180H155V182H154ZM140 181V182H139ZM160 181V182H159ZM244 181H247V179L246 180H244ZM199 182H200V184H199ZM135 183V184H134ZM136 184V186H138ZM154 184V185H153ZM37 185H38V187H37ZM64 185V186H63ZM148 185V184H147ZM162 185V186H163ZM140 186V185H139ZM161 186V187H162ZM188 186H189V188H188ZM202 186V185H201ZM65 187V188H64ZM39 188V189H38ZM48 188H46L45 187V189H47L48 190ZM77 188V187H76ZM191 188V189H190ZM202 188V187H201ZM263 188V189H262ZM60 190H61V192H60ZM70 190V191H71ZM203 191V190H202ZM69 192V191H68ZM220 192H221V190H220ZM9 193L11 194V195H14V196H17L18 197V195L16 194V192H14V190H10L9 191ZM200 193H203V194H205V195H201V197H200ZM209 193V194H208ZM242 194V196L244 197V198H246L244 195ZM257 194V195H256ZM207 195V196H206ZM237 196H239L238 194H236ZM20 196V195H19ZM218 196V195H217ZM241 196V195H240ZM253 196H255V197H253ZM205 197V198H204ZM208 200H207V199ZM210 198V199H209ZM205 199V200H204ZM218 200V202H217V204L215 203L217 200ZM257 200V201H256ZM207 201V202H206ZM208 201H210V203L208 202ZM202 202V201H201ZM252 202V203H251ZM255 202V203H254ZM217 206H216V205ZM222 204V203H221ZM211 205V206H210ZM215 205V206H214ZM59 206H61V205H59ZM58 206V207H59ZM186 206H188V205H186ZM205 206V207H206ZM213 206V207H212ZM224 207V206H223ZM187 208H189V209H186L185 208V214H187V215H190V214H192L193 212H194V209H191L190 208V206H188ZM225 208V207H224ZM212 210V211H210V216L212 217V215H213V219H214V217H215V215H214V213L216 214V212H215V210H217L218 209V207L215 209V210ZM256 209V210H255ZM190 210L192 211V213L190 212ZM214 211V212H213ZM218 211V210H217ZM218 213H220L219 211L217 212V216L218 215H220V214H218ZM246 213H248V211H246ZM67 214H69V213H67ZM223 215V214H222ZM221 215V216H222ZM216 216V219H214L212 222H210V221H208L207 220V217H205L204 218V216H201L200 215V217L199 216H197V218H196V220H195V222H196V228H197V235L200 237V238H202L204 235H203V233H205L204 231H206L207 229L206 228H208L207 227V225L210 223H213L214 221V224H216V226L218 227V229H219V232L221 233V234H228V233H230L229 231V228H230V223H227L228 221H229V217L227 216V215H223V217H217ZM225 216V217H224ZM249 216V217H248ZM247 217H248V219H249V221H250V223H251V225H253V226H258V225H261V224H264V223H262V222H264V217H263V219L261 218V220L259 219V221L258 220H254V219H252L251 218V216L250 215H248ZM226 218H228V221H227V219ZM206 220H207V222H209V223H207L206 222ZM193 222H194V220H192ZM260 222H261V224H260ZM26 226V230H27V232L29 231L28 229H30L29 228V226H28V222H26V224H25ZM228 225H229V227H228ZM61 226V227H60ZM67 225H65V223H64V227H63V225H59V224H57V223H50L49 225H44L43 226V229H44V231L42 232V234H41V237H42V241L41 242H39V244L41 245H39L38 247H42V246H44L46 243H47V240L45 239V241H44V236H50V237H52L53 238V242H52V245H53V249H52V253H51V255H50V257H49V259L47 260L49 263H47V264H53L54 262H55V264H61V262H62V255H63V252L64 251H68V249L69 248H73V246H76V244H77V239H75L77 236V234H74V232L76 233V231H74L73 229V227H74V225L73 224H69L67 227H66ZM185 226H186V228H188V221L187 220H185ZM209 226V228H210V225H208ZM58 227V228H57ZM63 227V228H62ZM55 228V229H54ZM67 228V229H66ZM70 228H72V229H70ZM74 232H73V231ZM61 231H62V233H61ZM66 231V232H65ZM68 231V232H67ZM70 231V232H69ZM72 231V232H71ZM227 232V233H226ZM64 233V234H63ZM68 233H70V234H68ZM55 234V235H54ZM59 234V235H58ZM27 235H29V234H27ZM187 235H188V238L191 240V236H190V233H189V230H188V232H187ZM30 236V235H29ZM29 236H23V237H20L21 239V241H22V243H24L25 245H26V247L27 246H32L33 245V243H32V238L31 237H29ZM70 236H72V237H70ZM74 236H76V237H74ZM31 238V239H30ZM63 238V239H62ZM204 238V237H203ZM30 239V240H29ZM25 240V241H24ZM28 240V242H27V244H26V241ZM76 242H75V241ZM201 241H202V239H201ZM29 243V244H28ZM31 243V244H30ZM43 243H44V245H43ZM23 244V245H24ZM74 244V245H73ZM24 245V246H25ZM66 247V248H65ZM224 246H221V248L220 247H218L219 249L216 251V252H218V253H220L219 251H222L224 248H223ZM63 248H65V249H63ZM223 248V249H222ZM61 249V250H60ZM221 249V250H220ZM70 250V249H69ZM223 251H225V249L223 250ZM222 251V252H223ZM55 252V253H54ZM20 253V252H19ZM53 254H57V255H53ZM60 254V255H59ZM51 256H53V257H51ZM26 258V254L24 255V252L23 253H20V264H26L25 263V258ZM51 259V260H50ZM160 258H159V256H158V258H157V262L159 263V261H161V260H159ZM42 262H47L46 261V259H40ZM126 260V259H125ZM132 262H131V264H134V260L132 259L131 260ZM22 262V263H21ZM24 262V263H23ZM43 264V263H42ZM125 264H128V262H127V260L125 261ZM159 264H161V263H159Z\"/></svg>",
  "mask_w": 264,
  "mask_h": 264
}]
</instances>
